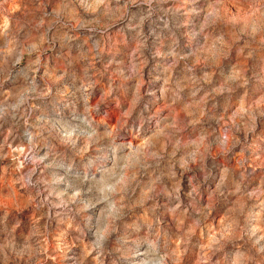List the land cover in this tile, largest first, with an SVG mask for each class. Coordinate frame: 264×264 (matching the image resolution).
<instances>
[{"label": "rangeland", "instance_id": "1", "mask_svg": "<svg viewBox=\"0 0 264 264\" xmlns=\"http://www.w3.org/2000/svg\"><path fill=\"white\" fill-rule=\"evenodd\" d=\"M0 264H264V0H0Z\"/></svg>", "mask_w": 264, "mask_h": 264}]
</instances>
